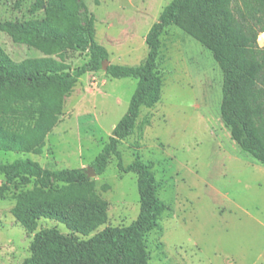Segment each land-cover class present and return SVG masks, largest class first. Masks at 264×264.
<instances>
[{
  "label": "rangeland",
  "instance_id": "374dc122",
  "mask_svg": "<svg viewBox=\"0 0 264 264\" xmlns=\"http://www.w3.org/2000/svg\"><path fill=\"white\" fill-rule=\"evenodd\" d=\"M36 0H0V24L41 18L31 11ZM171 0H80V18L96 17V40L109 51V64L136 66L148 54L146 36ZM0 44L16 61L43 56L16 43L0 29ZM89 53L69 49L74 70ZM157 70L160 100L143 107L132 135L118 148L125 164L137 157L152 166L158 195L167 204L147 234L152 264H264V165L232 138L220 111L224 75L212 52L179 27L162 36ZM137 78H117L105 69L80 77L66 97L60 121L49 133L41 154L1 151L0 161L31 158L55 170L91 166L127 113ZM31 114L21 117L32 121ZM96 191L109 202L107 226L130 225L139 214L137 175L124 173L112 156L106 171L93 177ZM6 181L0 173V186ZM34 186L19 180L0 197V264H22L30 256L35 233L12 213L17 194ZM58 228L75 239L90 236L42 218L37 230Z\"/></svg>",
  "mask_w": 264,
  "mask_h": 264
},
{
  "label": "trees",
  "instance_id": "16d2710c",
  "mask_svg": "<svg viewBox=\"0 0 264 264\" xmlns=\"http://www.w3.org/2000/svg\"><path fill=\"white\" fill-rule=\"evenodd\" d=\"M80 0H36L31 11L41 18L7 20L0 29L14 42L40 50L43 56L14 60L0 44V150L41 154L46 139L60 121L65 99L84 74L103 69L108 49L95 38L96 17ZM175 25L209 49L224 75L221 117L232 138L264 165V48L258 44L264 31V0H171L146 36L148 54L136 66L110 63L114 77L137 78L127 113L114 126L109 141L91 162L103 174L110 158L117 167L137 175L139 214L127 226H107L109 202L96 191L85 167L49 169L34 159L0 161L6 181L0 197L17 180L34 186L15 197L12 213L23 227L35 233L31 254L22 264H152L147 234L158 223L167 204L158 195L152 166L140 157L125 164L121 141L132 135L143 107L161 98L163 79L157 70L162 36ZM69 49L89 53V60L74 70L66 61ZM31 114L32 121L21 116ZM42 218L68 225L87 239H75L58 228L37 230Z\"/></svg>",
  "mask_w": 264,
  "mask_h": 264
},
{
  "label": "water",
  "instance_id": "95a60500",
  "mask_svg": "<svg viewBox=\"0 0 264 264\" xmlns=\"http://www.w3.org/2000/svg\"><path fill=\"white\" fill-rule=\"evenodd\" d=\"M108 65H109V60H108V59H105V60L103 61V69L106 70L107 67H108ZM86 172H87V174H88V176H89L90 178H93L94 176L97 175L96 171H95L94 168L91 167V166H89L88 168H86Z\"/></svg>",
  "mask_w": 264,
  "mask_h": 264
},
{
  "label": "crops",
  "instance_id": "0c3cea01",
  "mask_svg": "<svg viewBox=\"0 0 264 264\" xmlns=\"http://www.w3.org/2000/svg\"><path fill=\"white\" fill-rule=\"evenodd\" d=\"M258 44L261 48H264V31L259 33Z\"/></svg>",
  "mask_w": 264,
  "mask_h": 264
}]
</instances>
